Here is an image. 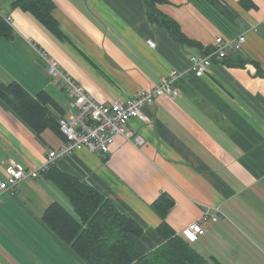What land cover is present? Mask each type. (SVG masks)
Here are the masks:
<instances>
[{"label":"crops","instance_id":"obj_1","mask_svg":"<svg viewBox=\"0 0 264 264\" xmlns=\"http://www.w3.org/2000/svg\"><path fill=\"white\" fill-rule=\"evenodd\" d=\"M14 2L0 0V14L13 20V35L0 37V85L16 81L34 97L48 92L58 104L47 106L56 119L75 107L62 83L48 74L46 57L57 59L100 102L153 88L171 70L179 73L180 94L145 106L150 121L129 120L125 128L133 135H116L106 156L76 150L51 172L3 193L0 264H84L43 218L52 202L77 217L60 187L62 174L96 189L136 220L145 231L137 239L145 251L161 241L147 231L161 224L151 205L166 193L174 201L166 221L177 234L208 208L218 214L190 242L213 264H254L248 249L264 257V75L255 65L264 70V0L157 3L194 44L177 41L151 21L145 0H54L60 35ZM241 35L242 48H229L227 56L242 58L244 65L214 57L206 74L191 71L192 56L215 51L217 37L235 42ZM64 139L50 127L37 133L0 98V181L10 165L39 166Z\"/></svg>","mask_w":264,"mask_h":264},{"label":"trees","instance_id":"obj_2","mask_svg":"<svg viewBox=\"0 0 264 264\" xmlns=\"http://www.w3.org/2000/svg\"><path fill=\"white\" fill-rule=\"evenodd\" d=\"M145 1L151 21L169 30L177 41L195 43L181 32L175 21L156 9V4L165 0ZM14 6L31 12L56 34H61L53 16L54 0H15ZM12 35V26L0 14V37ZM210 52L208 50L205 54ZM222 60L230 65L245 64V60L240 57L234 59L226 56ZM255 65L258 73L264 75L260 65ZM0 98L37 133L40 134L47 127L62 133L59 119L47 107L50 104L58 106L48 92L41 91L34 97L20 83L13 81L0 85ZM59 184L70 199L77 217L61 203L52 202L43 218L71 245L84 264H213L167 223L166 215L174 201L166 193H162L151 205L162 222L155 230L147 231L161 241L154 249L145 251L137 243V239L145 234L144 229L136 220L122 214L108 198L66 174L60 176Z\"/></svg>","mask_w":264,"mask_h":264},{"label":"built area","instance_id":"obj_3","mask_svg":"<svg viewBox=\"0 0 264 264\" xmlns=\"http://www.w3.org/2000/svg\"><path fill=\"white\" fill-rule=\"evenodd\" d=\"M6 21L12 26V17H6ZM245 40V35H241L235 42L223 36L217 37L215 51L202 57L192 56L191 71L198 75L206 74L214 57L222 60L227 56L229 48L240 50ZM147 42L152 47L155 46L154 40L149 38ZM46 70L52 78L62 83L75 107L69 116L59 117L64 142L58 148L50 149L46 160L37 167L24 169L10 165L7 179L0 181V201L3 193L13 192L22 180L46 173L59 159L76 150L85 148L106 156L116 135L123 134L128 138L133 135L125 128L129 120L136 117L145 122L150 121L143 111L145 106L153 104L160 97L175 98L180 94L179 88L175 85L179 75L177 70H171L168 75L161 76L159 84L153 88L140 90L125 100L118 99L111 103L96 100L82 84L60 68L58 60L54 57H46ZM136 141L142 143V137L137 136ZM208 219L213 222L218 220V214L212 213L211 208L178 234L190 243L198 235L205 233L203 222Z\"/></svg>","mask_w":264,"mask_h":264},{"label":"rangeland","instance_id":"obj_4","mask_svg":"<svg viewBox=\"0 0 264 264\" xmlns=\"http://www.w3.org/2000/svg\"><path fill=\"white\" fill-rule=\"evenodd\" d=\"M259 243V245H263L261 242H258ZM247 251H249L246 255H251V258H253L252 259V261H253V263L254 264H264V257L261 255V253H259L258 251H256V250H254V251H252L251 249H248ZM255 252V253H254ZM247 258V257H246ZM257 259V260H256ZM244 260V259H243ZM227 261V260H226ZM215 264V263H214ZM225 264H230V262L229 261H227V263H225ZM237 264H248V262H245L244 261V263L242 262V263H239V262H237Z\"/></svg>","mask_w":264,"mask_h":264}]
</instances>
